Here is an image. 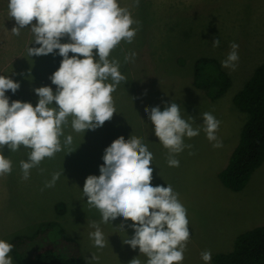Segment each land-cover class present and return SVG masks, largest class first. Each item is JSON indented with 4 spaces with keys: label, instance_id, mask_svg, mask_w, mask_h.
<instances>
[{
    "label": "rangeland",
    "instance_id": "1",
    "mask_svg": "<svg viewBox=\"0 0 264 264\" xmlns=\"http://www.w3.org/2000/svg\"><path fill=\"white\" fill-rule=\"evenodd\" d=\"M8 2L0 0V75L19 81L25 70V90L20 86L15 93L9 90L6 95L35 106L39 98L34 90L47 86L62 57L58 50L48 55L27 54L28 47L39 45L31 42L30 28L21 29L19 36L13 34L16 22L9 16ZM118 2L138 21L133 25L138 31L131 43L122 41L111 53L110 59L120 61V71L127 77L112 94L117 113L103 126L85 133L73 131L70 117L61 141L63 144L64 138L71 135L72 144L33 167L28 179L22 178L20 162L28 159L31 149H3L12 161V171L0 176V239L13 245L9 254L13 264H23L17 259L20 247L15 244L22 235L38 244L61 239L54 229L47 230V235L36 233L46 221L59 224L65 234L80 243L84 264H130L134 258L146 264L148 258L138 246L133 249L123 242L134 235L132 221L118 217L102 223L100 212L89 207L82 192L87 176L100 174L105 148L121 135L126 140L131 135L142 138L154 157L153 186L170 184L187 209L191 235L182 264H205L201 258L204 251L211 252L209 264H213V255L232 250L238 234L264 224V162L241 190L226 187L218 176L227 165L248 116L234 104L233 97L264 62V0ZM217 37L220 45L213 47ZM61 42L69 40L63 37ZM233 42L239 45L237 67H223L231 77V86L224 95L212 99L194 85V63L202 56L214 57L221 63ZM131 52L136 53L134 60L125 62V55ZM172 102L179 105L183 118L193 117V127L201 129L196 137L184 138L185 144L192 147L176 155L178 167L168 165V150L155 135L154 124L145 113L146 106L159 105L163 110ZM205 112L221 122L216 132L220 147H214L216 141L210 142L203 131ZM55 172L62 173L60 178L53 187H45ZM58 203L65 205L61 213ZM89 220L99 224L108 238L106 247L94 246L89 234L95 229ZM92 256L99 259L92 260Z\"/></svg>",
    "mask_w": 264,
    "mask_h": 264
},
{
    "label": "clouds",
    "instance_id": "2",
    "mask_svg": "<svg viewBox=\"0 0 264 264\" xmlns=\"http://www.w3.org/2000/svg\"><path fill=\"white\" fill-rule=\"evenodd\" d=\"M8 11L16 22L13 34L19 36L21 29L30 28L31 42L39 45L28 47L29 56L54 54L58 50L62 57L59 68L50 76L56 90L51 86L36 88L39 99L35 106L21 100L10 103L6 92L15 93L20 84L8 75H0V176L12 171V161L3 154L4 147L15 152L24 146L31 149L28 159L20 162L22 178L28 179L33 167L72 144L71 135L64 138L63 144L61 141L70 117L73 131L85 133L103 126L117 113L112 94L127 77L120 71V61L110 57L122 41H133L138 31L133 25L138 21L118 0H9ZM63 37L69 42L62 43ZM212 45H220L219 37ZM238 48L235 42L230 45L222 67L235 70ZM135 56V52L126 54L125 62ZM145 113L154 124L155 135L168 150V165L178 167L176 155L192 147L185 144L184 138L196 137L201 129L193 127V117H182L175 102L163 110L159 105L146 106ZM202 116L207 139L216 141L214 147L222 146L216 136L221 122L210 112ZM153 158L142 138L131 135L126 140L119 136L105 148L100 174L87 176L83 197H87L89 207L100 212L102 223L118 217L132 221L134 235L123 242L133 249L138 246L148 258L146 264H182L191 235L187 209L170 184L153 186ZM61 174L53 173L45 187H53ZM90 226L95 229L89 234L94 246L106 247L109 241L99 224L93 221ZM123 226L122 223L120 227ZM12 249L10 242L0 239V264H13L9 255ZM201 258L209 264L211 252H202ZM130 264L141 262L134 258Z\"/></svg>",
    "mask_w": 264,
    "mask_h": 264
},
{
    "label": "trees",
    "instance_id": "3",
    "mask_svg": "<svg viewBox=\"0 0 264 264\" xmlns=\"http://www.w3.org/2000/svg\"><path fill=\"white\" fill-rule=\"evenodd\" d=\"M194 85L207 96L216 99L231 86V77L218 59L202 56L194 63ZM234 104L247 113L239 141L227 165L218 176L222 183L233 190L243 189L253 172L264 162V62L259 64L242 88L233 97ZM58 212L65 210L57 204ZM57 231L60 240L35 243L26 235L15 240L20 247L17 259L23 264H84L80 243L69 237L62 227L47 221L38 227L37 234ZM48 230V232H46ZM45 236V235H44ZM38 240V238H37ZM24 246V249L22 245ZM213 264H264V224L247 229L235 238L233 249L213 255Z\"/></svg>",
    "mask_w": 264,
    "mask_h": 264
},
{
    "label": "crops",
    "instance_id": "4",
    "mask_svg": "<svg viewBox=\"0 0 264 264\" xmlns=\"http://www.w3.org/2000/svg\"><path fill=\"white\" fill-rule=\"evenodd\" d=\"M21 71H23V70H21ZM25 71V70H24ZM24 71H23V77L22 78H20L21 80H19L18 82H19V84H20V86L21 87H23L24 88V90H25V88H26V83H24V81H23V78H24V76H25V74H24ZM42 84L40 83V86H41ZM47 86H51V87H55V85L54 84H52V81H48L47 82ZM21 94H22V92H20ZM23 95V94H22ZM22 99H24V98H22ZM12 100H19L18 98H15V97H9V102L11 103V101ZM47 222V221H46ZM92 222H93V220H92ZM91 220H89L88 221V224H90L91 225ZM43 223V222H42ZM41 223V224H42ZM84 256V255H83Z\"/></svg>",
    "mask_w": 264,
    "mask_h": 264
}]
</instances>
